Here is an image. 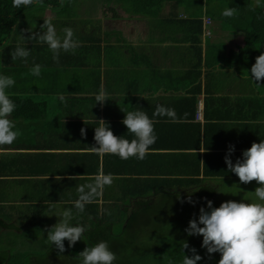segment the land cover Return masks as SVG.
<instances>
[{
  "label": "crops",
  "instance_id": "obj_1",
  "mask_svg": "<svg viewBox=\"0 0 264 264\" xmlns=\"http://www.w3.org/2000/svg\"><path fill=\"white\" fill-rule=\"evenodd\" d=\"M174 5L168 2L157 14L141 16L102 0H63L62 7L31 6L16 24L15 45L30 55L10 60L9 76L16 83L6 91L43 102L45 109L9 116L18 137L0 146L5 228L33 236L40 229L38 235L47 237L57 213L68 208L76 226L78 219L97 212H111L116 219L130 215L146 199L186 200L210 192L226 198L225 182L239 179L225 163L229 145L235 146V163L264 139V86L257 87L248 62L232 55L244 46V31L204 13L202 19L212 20L211 34L202 30L196 40L197 30L169 21V14L178 21L190 16L179 12L184 6ZM45 18L61 37L64 28H72L81 43L74 53L61 51L59 63L46 43L27 39L41 30ZM35 64L41 65L39 76L30 72ZM101 86L108 97L103 105L95 100ZM157 105L174 109L177 119L154 117ZM122 109L144 110L154 120L157 140L143 160L93 151L100 119L116 136L134 138L122 123ZM100 172L113 175L112 185L86 205L85 216L76 215V186Z\"/></svg>",
  "mask_w": 264,
  "mask_h": 264
},
{
  "label": "clouds",
  "instance_id": "obj_2",
  "mask_svg": "<svg viewBox=\"0 0 264 264\" xmlns=\"http://www.w3.org/2000/svg\"><path fill=\"white\" fill-rule=\"evenodd\" d=\"M34 2H39V0H13V7L30 6ZM256 3L259 4V0H256ZM62 6L63 0H61ZM236 12V8L229 7L224 9L222 15L231 18ZM40 27V31H33L27 39L46 43L53 53V60L57 63H59L61 51L74 53L81 46V43L74 39V31L70 27L63 29V37L58 35L50 19L45 18ZM21 39L26 38L22 35ZM29 55L30 50L20 44H17L11 53L13 61L17 58L26 59ZM250 71L257 87H261L260 82H264V53L256 57V62ZM30 72L34 76H39L41 65L35 64ZM15 83L12 76L0 74V146L11 145L18 137V132L14 131L15 124L9 119L17 106L6 91ZM95 100L101 105L108 101L103 86L95 96ZM122 111L125 113L122 123L134 138L129 140L124 136H116L108 122L100 119L99 126L95 127L96 145L93 146V151L99 155H117L124 160L131 157L143 160L149 154L150 146L157 140L154 120L144 110L126 111L122 109ZM153 116L177 119L175 110L163 105L156 106ZM81 134L86 136V129L82 128ZM234 151L235 146L230 144L225 155L227 168L238 176L240 183L248 184L255 181L260 185L252 192L254 199L250 201L249 197L244 196L240 202L228 200L221 203L219 207H214L213 202L205 197L207 207H200L198 220L194 214L184 231L188 236L203 237L202 247L207 250L209 257L220 253L221 258L218 264H264V139L259 143L253 142L250 148L243 151L242 158H237L235 163L231 159ZM76 178L73 177V179ZM113 180L112 174L100 172L92 182L77 185L78 199L73 202L75 214H82L86 205L102 197L105 187H110ZM187 202L193 205L196 203L191 196L187 198ZM51 207L55 209V202L51 204ZM108 214L111 215V212ZM57 217H59L58 222L47 229V240L62 254L66 251L65 240L69 242L70 247L74 246L82 240L86 229L83 225L73 226L71 224L74 218L72 208L58 212ZM181 243L183 252L181 264H198L202 256L197 253V249L190 248L186 240ZM185 249H190L191 255L186 254ZM78 257L80 264H114L117 258L107 241H100L92 247H86L78 254ZM168 264H174V262L169 259Z\"/></svg>",
  "mask_w": 264,
  "mask_h": 264
},
{
  "label": "trees",
  "instance_id": "obj_3",
  "mask_svg": "<svg viewBox=\"0 0 264 264\" xmlns=\"http://www.w3.org/2000/svg\"><path fill=\"white\" fill-rule=\"evenodd\" d=\"M106 5L116 3L132 14L141 16H152L165 8L168 2L174 7L184 6L187 9H195L189 17L177 21L179 25L191 27L197 30L195 35L198 40V33L203 30V14L220 19L231 24L236 30L245 32V43L239 51L232 52L237 60L246 61L250 68L255 64L256 57L264 53V0H102ZM61 4V0H39L30 6L13 7V0H0V74L10 75L12 72L9 62L12 59L11 53L15 50V38L12 36L16 24L26 17V12L31 6H56ZM206 9L204 11V6ZM192 7V8H191ZM236 8L237 12L231 18L224 17L222 12L226 8ZM169 21L173 23V15H167ZM25 21V20H24ZM22 21V22H24ZM175 22V21H174ZM261 87L264 82H260ZM16 104V109L12 116L31 115L35 110H44L43 102H37L30 97L8 94ZM31 112L30 114H28ZM207 193V192H206ZM210 196V197H209ZM213 192L207 193L206 198L213 202L214 207L221 204L212 197ZM205 197L194 196L196 203L190 204L187 199H146V202L137 200L136 208L130 215L122 214L119 219L99 212L91 216L83 217L87 211L81 215L83 219L78 224L90 227L85 228L82 240L77 242V251L66 245V251L62 254L44 236L42 242L37 243L40 229L35 231L38 235H29V232H15L5 228L3 222L0 223V264H80L78 254L86 247H92L100 241H107L110 249L116 254L114 264H168L171 259L174 264H181L183 259L182 241H187L190 248L197 249V253L202 256L198 264H218L221 258L220 253L207 254V250L202 247V236H188L184 231L188 227L189 221L195 214L199 218L201 206L207 207ZM184 201V202H182ZM154 204V205H151ZM150 205V207H148ZM158 205V207H157ZM146 209H143V207ZM161 207V209H159ZM168 219V221H166ZM153 221V222H152ZM85 222L89 224H85ZM92 226V227H91ZM39 231V233H38ZM15 236L14 239L4 240L6 236ZM33 240L35 246L31 250L20 249V245ZM8 242L11 245H6ZM45 248L43 252H37L38 248ZM82 247V248H80ZM185 253L191 255L190 249H185ZM40 259L35 263V257Z\"/></svg>",
  "mask_w": 264,
  "mask_h": 264
},
{
  "label": "rangeland",
  "instance_id": "obj_4",
  "mask_svg": "<svg viewBox=\"0 0 264 264\" xmlns=\"http://www.w3.org/2000/svg\"><path fill=\"white\" fill-rule=\"evenodd\" d=\"M203 9L205 11L206 7H204ZM193 11H194L193 9H187V7H180V9H179L180 13L187 14V15H190ZM179 19H180L179 17H176L175 20L178 21ZM177 26H179V23L177 24ZM174 29L176 30V27ZM225 183H226L225 184L226 187L223 188V191H221V192H222V195H224V197H226V198H217L216 199V200H218L220 202V204L225 202V201H228V200H235L237 202H240V201H242L244 199V196L249 197V200L251 201V200L254 199V196H253L252 192L255 191L256 187L260 186L255 181H253L251 183H248V184H242V183H240L239 179L233 180L230 183H228V182H225ZM256 202H259V201H256ZM166 221H168V219ZM42 234L39 235V237L37 239V243L39 244V246H40V243L43 240L42 238H43L44 235L42 236ZM13 237H14V239L16 238L15 236H12V235L11 236H6V237H4L3 241L11 240V238H13ZM6 245H11V243L8 242ZM66 245L68 247H70L68 241H67ZM34 246H35V244H34L33 240H29V241L21 244L19 247H20V249H23V250H31L32 251L34 249ZM72 247L77 251V243L74 246H72ZM11 248H16V247L11 245ZM80 248H82V247H80ZM44 250H45V248H38L37 252H43ZM35 258H36V260H34L35 263L40 260L38 258V256L35 257Z\"/></svg>",
  "mask_w": 264,
  "mask_h": 264
},
{
  "label": "built area",
  "instance_id": "obj_5",
  "mask_svg": "<svg viewBox=\"0 0 264 264\" xmlns=\"http://www.w3.org/2000/svg\"><path fill=\"white\" fill-rule=\"evenodd\" d=\"M211 18L210 17H205L203 19V27H204V33L207 34V35H210L211 34V31H210V28H209V25L211 24ZM199 112H200V109H199ZM200 115V113H199Z\"/></svg>",
  "mask_w": 264,
  "mask_h": 264
}]
</instances>
